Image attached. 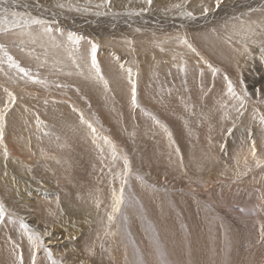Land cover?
<instances>
[{
  "label": "rangeland",
  "instance_id": "1",
  "mask_svg": "<svg viewBox=\"0 0 264 264\" xmlns=\"http://www.w3.org/2000/svg\"><path fill=\"white\" fill-rule=\"evenodd\" d=\"M181 2L185 4L183 9L172 7ZM16 5H43L63 13L64 9L76 10L68 4L64 9L55 8L59 3L51 5L47 0H25ZM203 6L214 10L202 16ZM145 11L155 14L151 18L157 23L150 25L159 29L142 32L140 29L150 25H142L140 29L134 25L132 19L137 13ZM182 11H191L193 16L181 15ZM97 12L103 14L98 15ZM72 14L82 24V21L90 24H83L87 25L85 29L77 26L81 30L67 27L68 24L63 25L62 22L53 24L50 21L48 24L53 32L57 28L65 30L64 37L54 33L60 39L57 40L59 47L65 51H62L61 59L57 52L43 44L32 45L22 37L25 32L40 31L39 27L19 28L8 35L0 33V42L7 44L10 54L42 81L33 83L27 77L22 78V74L8 67L6 62L0 65V98L6 96L4 89L17 97L5 129L7 135L4 144L7 145L9 158L4 156L3 145H0V199L5 201L10 195L7 183L2 178V162L5 159V162L13 164L20 162L27 171L26 175H17L23 186L29 187L35 183L48 193L39 197L48 203L45 202L36 211L31 208L29 218L38 214L42 218L40 220H49L61 211L78 219L79 223L83 219L84 223L80 225L84 231L83 239L78 247L83 251L84 237L88 234V251L98 260H103L104 264L109 263V252H115L116 257L121 259L130 255L121 260L126 264H185L188 256L195 259L193 264H207L203 256L207 245L200 239L189 238L180 247L176 246L172 236L158 240L145 235L142 229L151 230L148 229V222H145L146 216L148 218L151 214L156 216L157 229L166 222L162 229L168 233L170 221L180 224L179 213L184 214L187 209L189 213L193 211V221L198 223L203 221L207 224V219L232 223L224 221L222 214L215 209L236 218L223 202V199H228L231 187H235L232 182L247 175L264 178V172L259 170L264 163L257 165V160L264 162V124L259 119L264 114V103H259V99H264V55L259 50L264 45V0H221L218 8L214 0H153L150 6L145 0H131L120 9L111 2L110 8L97 9L91 15L81 12ZM170 21L176 24L170 25ZM230 21L240 27L243 24L247 32L243 37L231 39L234 51L242 49L245 43L250 49V54L241 55V59L237 57V52L234 59L232 51V61L222 50L217 47L208 49L209 43L207 47L205 44L207 33L215 35L216 39L225 37L224 30L229 28ZM249 25L251 31L248 30ZM132 26L139 30L127 32ZM153 29H158L160 33ZM69 32L83 37L78 46L68 44L65 37ZM177 36L187 37L201 56L219 68L220 72L213 77L207 65L186 45L179 43ZM89 41L99 45L97 60L104 80L108 81L107 88L99 77L89 71ZM225 43L231 48L230 42ZM161 48L164 50L161 51ZM67 49L72 55H68ZM0 58H3L2 54ZM76 64L81 67L78 69ZM121 64L125 68L131 67L133 79L137 80L138 108L130 104V84L127 73L120 69ZM200 68L204 69L203 76ZM225 74L238 82V92L246 88L251 94V100L240 110L242 115L236 111L239 108L238 100L221 95ZM177 79H180V87ZM165 83L168 87H164ZM256 89L260 90L259 98ZM74 108L78 111H74ZM80 112L96 128L95 135L86 124L80 122ZM37 114L43 121L39 127L36 124ZM183 114L195 120L185 121V125L182 122L185 127H181L179 122ZM202 115L208 118L209 123ZM204 126L207 129H201ZM105 137L110 143L105 141ZM253 141L257 149L255 159L250 154ZM64 143L66 150L63 151ZM156 146L159 148L156 149ZM189 146L192 148L190 152ZM21 148L22 151L29 150L23 153ZM193 151L194 155L203 157L195 156V160L190 161L189 156L193 155ZM236 151L242 157H237L240 154ZM125 157L130 163L126 176ZM199 160L203 161L197 163ZM218 171L219 174H215ZM214 174L218 177H213ZM261 185L263 187L258 190L264 192V179ZM122 187L124 201L114 212L113 190L119 195ZM30 205L34 207L38 204L34 201ZM229 205L241 211L240 205ZM260 206L264 210V203ZM16 207H13L15 211ZM109 215L113 216L111 222ZM134 225L138 227L139 234L134 233ZM180 230L179 227L178 231L182 233ZM156 233L159 232L155 231L154 235ZM13 241L21 244L25 264H28V241L26 237L21 238L18 223L7 221L0 224V252L10 258L11 264ZM152 243L156 246H152ZM252 253L261 255L254 247Z\"/></svg>",
  "mask_w": 264,
  "mask_h": 264
},
{
  "label": "bare ground",
  "instance_id": "2",
  "mask_svg": "<svg viewBox=\"0 0 264 264\" xmlns=\"http://www.w3.org/2000/svg\"><path fill=\"white\" fill-rule=\"evenodd\" d=\"M20 1H25V0H16V3L20 2ZM130 1L131 0H111V2H114L117 5V9L125 7ZM8 2H9V4H11L12 0H8ZM47 2L49 4H51V5L53 3H59V4L63 3L65 5L68 4V5H72L71 8H75L76 9L77 5L84 6L86 4L87 0H47ZM98 2H99V0H92L93 7H91V9L89 11H84L82 9V7H81L80 11L71 10V9H64L65 7L64 8L55 7V8H58V9H64L65 11L63 13V12H58L57 9H55V10L51 9V8L48 9L46 6H43V5H34L33 7L13 5L12 9L20 11L22 13H25L26 15H31V16L36 17L38 19H43L46 22L48 21V24H49L50 21H52L53 24L62 22L63 25H65V23L68 24L67 27H72L75 30H81L78 27H81V28L85 29L87 27V25H83V24H90V23L86 22V21H82L83 22V24H82L81 21L76 20L75 15H73V14L70 15L71 12L72 13L73 12H81V14H83V15H91V14H93V13H95L97 11V9L94 7V5L96 3H98ZM167 9H164V10H167ZM77 15H79V14H77ZM153 16L155 17L154 13H149V12L145 11L144 13H137L136 16L132 19V21H133L134 25L137 28L140 29L142 27V25L156 24L157 22L154 21V19L151 18ZM169 24L174 26L176 24V22L170 21ZM151 28H158V27H156L155 25H150V26L142 28L140 30L143 32L144 30L146 31V29H147V32H148V30L150 31ZM139 29H136L134 26H132L131 28H128L126 31L127 32H133L134 30H139ZM158 29L156 31H158ZM62 31L65 33V30H62ZM37 32H39V31L32 32V34L35 35ZM155 32H153L152 35H154ZM158 32L156 34H158ZM161 32H163V31H161ZM224 32H225V37L218 38V39H216L215 35L207 33V35H206L207 41L205 43L206 47H207V42H208L209 43L208 44L209 45L208 49H212L214 47H217L220 51L222 50V52L224 54H226L230 58V60H231L230 53H232V51H233L234 52L233 58L235 59L237 54H236V51H234V49L232 47L231 39L243 37L244 35H246L247 32H246V30L244 28H241L240 26L237 25V23H235L233 21H230L229 28L224 30ZM53 33L58 34L57 32H53ZM147 34L151 35V33H147ZM161 35H163V34H161ZM16 37L18 38L19 36L17 35ZM22 37H24L26 40H28L31 43L30 38H29V36L27 35L26 32H25V34L22 35ZM56 38H58V37H56ZM57 40L60 41L59 38ZM59 41H57V42L59 43ZM225 41H228V42L231 43V48L226 45ZM31 44L32 45H36V46H41V44H43V46H46L48 49L53 50V52L54 51L57 52L60 55L59 59H61V57H62V51H63L62 48L53 46L52 42L48 41L47 38H45L44 40H39V41H37L34 44L33 43H31ZM110 44L115 45L114 42H111ZM69 49H67V51ZM63 52H65V51H63ZM75 55H76V52H75ZM237 57L240 58L241 55L240 56L238 55ZM71 58H72V56H71ZM66 61L71 63V61H69V60H66ZM62 63H64V62H62ZM177 80H178L177 85H179L180 84V79H177ZM165 84L166 85L164 87L167 86V83H165ZM179 87H180V85H179ZM187 116H189V115H187ZM187 116H185L183 114V119L180 120V122H179V125H181V127L183 126L182 122H185V121H188V120H191V121L195 120V119H193V117L191 118V117H187ZM202 117H204V119L207 118V117L205 118V115L204 116L202 115ZM187 118H190V119H187ZM205 121H203L204 125H207V124H205ZM207 122H208V118H207ZM185 124H186V122L184 123V125ZM183 127H185V126H183ZM202 128L203 129H207V126L206 127L205 126L201 127V129ZM184 129H187V128H184ZM5 135H7V134H5ZM63 135H65V133ZM57 143L59 144V142H57ZM184 143H186V142H184ZM12 144H13V142H12ZM61 144H62V141H61ZM61 144H60V146L63 145V144L62 145ZM156 144H154V145H156ZM188 144H190V143H188ZM13 145H14V147L16 146V144H13ZM162 145H164V144H162ZM182 145H183V143H182ZM195 145H196V142H195ZM190 146L191 147L193 146V142L191 143ZM191 147L189 148V152H190V149H192ZM58 148H61V149L65 148V143H64L63 148L62 147H58ZM155 148L158 149L159 147L156 146ZM27 150H29V149H27ZM27 150L23 149L24 152L27 151ZM64 150H66V148L63 149V151ZM195 150H197V149H195ZM20 151H22V148H21ZM13 152H14V155H15V151H13ZM22 152H19V153H22ZM238 152L239 151H236V153H238ZM191 153L193 154L194 151L191 152ZM18 154H17V156H19ZM25 154H23V155H25ZM238 154H240V155H238L237 157H240V156L242 157L241 153H238ZM9 155H11V153H9ZM187 155H190V154H187ZM25 156H27V154ZM192 156H194V157H192ZM195 156L198 157V158L203 157V156H197V154L196 155L193 154V155L189 156L190 157L189 160L190 161H194L195 160ZM14 159H17V158L15 157ZM5 160L1 164V166H2L1 167V172L3 174L2 178H4V180L6 181L7 188L10 190L9 191L10 195H8L9 198L7 200H5V203L7 205L10 204L11 206H10V208L9 207L8 208L13 210V211H15V209L13 207H16V205H17L18 209L16 207V211L15 212H17L18 215H20V216H21V214H23L24 216L23 215L22 216L25 218L26 222H28L32 227L37 228L38 230L42 231L43 230L42 226L43 225H47L50 229H54L55 230V238L52 239L51 241L47 242L49 244V246L52 247L54 258L55 259H61V257L63 256L64 257V264H81V262H83V264H104L103 260H98L96 255H94V254H92V253H90L88 251V249H87V246H88L87 238L89 236L88 234L84 237V241H83L84 249H83V251H81L80 247H78V244L83 239L82 234L84 233V231L82 230V228H80V225L82 226V224L84 223L83 219H82V223H79L78 219H76V218H74L72 216H69L68 214H66L64 212H61V211L59 213H57V215H55L54 217H52L49 220H44V219H43L44 221L40 220L39 218H41V217L38 214L33 215L31 218H29L30 215H28V214L29 213L31 214V208H33L32 211H36L41 206L45 205V202H47V200H43V199H41L39 197L43 196V195L45 196L48 193H45L44 191H42V189L39 188V185L35 184V183L33 185L31 184L29 187H24L23 184L18 180V176H17L18 174L26 175L27 171H26L25 168H23L24 164L20 163V162H18L17 164H13L10 161L5 162ZM25 160L26 159H24L23 161H25ZM14 161H16V160H14ZM202 161L203 160H199V161H197V163L198 162H202ZM238 161H239V159H238ZM27 162H28V160H27ZM211 163L214 166V161H212ZM65 169H66V167H65ZM184 170L186 171V169H184ZM259 170H262L264 172V166H261V168ZM62 172H63V170H62ZM178 172H179V170H178ZM215 174L218 175L219 171L215 172ZM245 175H247V174H245ZM213 177H216V175L213 176ZM220 178H222V177H220ZM0 179H1V177H0ZM263 179L264 178H262V177L261 178H254L253 177L252 178L250 175H247V176H244L241 179L239 177L236 181L232 182V184L235 185V187L234 186L231 187V191H229V193L227 194L228 199L226 201L223 199V202L226 203L227 209L230 212L235 214L236 218L231 216V215H229L228 213H223L222 211H219L215 207L216 211L222 214V216H223L222 219L224 221L228 220V221H231L232 223L222 222L221 220L218 221V222H214V220H209V219H207V224L205 222L203 223V221L198 223L196 221H193V214L191 213L193 211L191 210V212L189 213V212H187V210H188L187 209V210H184V214H182L183 212L181 213V215L179 213V219L178 220H179L180 224H177V221H176V224H175L174 221H170V229H169L168 233L164 232L163 229H162V227L165 225L166 222L162 225V227L157 229L158 223H157V220L155 219L156 216L154 215L155 216L154 217L151 214L148 215V218L146 216V219H145V222L146 223L148 222L150 224V226H151L150 227L148 225V223H147V226L149 227L148 229L151 228V230H148V231L144 230V229H142V230H143L145 235L149 236L150 238L154 237L155 239H158V240H161L162 238L167 239V238L172 236V238L176 241V244H177L176 246H180V247L183 246V244L186 243V241L189 238L200 239L201 241H203V244L207 245V251L203 255L205 257V259H206V263L207 264L208 263L212 264L211 261H213L215 264H264V248H262V247H264V243H257V240L259 239L258 228H256V229L253 228L254 224L264 223V210L260 206V205H262L264 203V192H259V190H258L260 187H263V185H261V181ZM90 181H92V180H90ZM204 183H205V185L207 184L206 182H204ZM262 184H263V182H262ZM34 201H36L38 205H34V207H33V205H30V204L34 203ZM154 202H156V201H154ZM138 203H140V202H138ZM230 203L231 204L234 203V204L240 205L241 211H237V210L233 209L231 207V205H229ZM156 204H158V203H156ZM141 207H142V205H141ZM173 209H175V208H173ZM184 209H186V208H184ZM146 210H148V209H146ZM180 211H182V210H180ZM160 215H161V213H160ZM85 217H87V216H85ZM186 217H188V219H186ZM84 220H86V219H84ZM139 225L141 226V224H139ZM178 226L181 228L180 231H182V233H179V231H178L179 227ZM141 228L142 227H140V229ZM145 228H147V227H145ZM137 230H138V227H136L134 225L133 231H134L135 234H139L137 232ZM155 231H157L159 233H156V235H154ZM255 231H256V233H255ZM254 234H258V235L255 236ZM68 237H76V239H68ZM152 244H151L152 246H154V245L156 246L155 243H152ZM251 246L256 248V251L258 253H260L261 255L253 254ZM81 248H83V247H81ZM131 252H132V250H131ZM134 252H136V251H134ZM138 252L140 254L142 251H138ZM143 253L144 252H142V254ZM40 255L44 256L45 253L43 251H41ZM107 256H109V263L108 264H117V262H118V264H126L124 261L121 262V260H125L126 258L130 257V255L127 254L128 257H126L124 259L122 257V259H121V258L116 257L115 252H109V253H107ZM237 259H238V262L236 263ZM194 262H195V259L193 257H191V256H188L185 259V264H193ZM0 264H11L10 258L7 257L6 255L2 254L1 252H0ZM48 264H50V262H48Z\"/></svg>",
  "mask_w": 264,
  "mask_h": 264
},
{
  "label": "snow or ice",
  "instance_id": "3",
  "mask_svg": "<svg viewBox=\"0 0 264 264\" xmlns=\"http://www.w3.org/2000/svg\"><path fill=\"white\" fill-rule=\"evenodd\" d=\"M147 5H151L153 3V0H145ZM215 7H219L221 0H214ZM13 5H16V0H12V3L9 4L8 0H0V33H3L5 35L8 34H14L16 29L24 28V27H30V26H37L41 29V31L37 32L35 35H33L31 32H28L27 35L30 38L31 43H36L39 40H44L47 38L48 41H51L53 46L59 47L60 44L57 42L56 35L53 33V28L48 26V23L43 19H38L36 17H33L31 15H26L25 13H22L17 10H11L13 8ZM69 7H72V5H68ZM60 8H64L65 4L61 3L58 5ZM81 7L84 11H89L91 7H93L92 0H87L86 4L84 6L77 5L76 10L80 11ZM96 9H107L111 7V0H99L98 3L94 5ZM175 9H183L185 7V4L183 2L176 3L172 5ZM145 9H142V11ZM214 9L212 7L203 6L201 15L206 16L209 12L213 11ZM98 15L103 14L101 12H97ZM181 15L193 16V12L191 11H182ZM255 23V22H252ZM244 25L241 24V28H243ZM248 30L251 31V26L249 25ZM55 32L59 33L61 37H64V32L57 28L55 29ZM83 39L81 36H77L75 33L69 32L67 34L66 40L68 44L78 46L80 44V41ZM179 43L186 45V47L192 52L195 53L196 56L199 58L200 61H203L205 65H207V68L211 71L213 77L216 76L218 72H220L219 68H216L210 63L208 60H206L201 54L197 51L196 47L193 46L192 43L189 42L187 37L181 38L179 36L176 37ZM23 43V41H21ZM90 47V66L89 71L91 73H94L97 77H99L100 80L103 81L105 88L108 87V81L104 80L100 64L97 60V51L99 48V45L89 41L88 42ZM131 43V41H129ZM255 43V41H253ZM164 49L161 48V51ZM261 54L264 55V45L261 46L259 49ZM236 52L239 55H248L250 54V49L248 44H244L242 49H236ZM0 54H2L3 58H0V65H3L5 62L7 63L8 67L16 69L20 74H22L23 77H27L30 79L33 83H42L39 79L34 77L31 73V70L27 67H22L21 64L10 54L8 46L4 42H0ZM69 55H71V51H69ZM117 60H119V57H116ZM73 63H75V59L73 60ZM76 67L79 69L81 67L80 64H76ZM120 69L122 71H125L127 73V80L130 84V104L133 108L139 107V101H138V91H137V80L133 79V70L131 67L125 68L123 64L120 65ZM201 76L204 74V69H199ZM138 75V73H137ZM224 80V88L221 93L222 96H226L229 98H235L239 101V108L236 109L237 112H240L241 109L245 107V104L251 100V94L247 91L246 88H241L240 91H237L238 88V82H234L227 74L223 77ZM65 85H58V87H64ZM215 85L213 84V87ZM4 92L6 94L5 98H0V145H3L4 150V156H8V148L7 145L4 144L5 141V129L7 126V117L9 116L11 110L13 109V106L16 104L17 97L13 92H10L8 89H4ZM256 95L259 98L260 97V90L256 89ZM47 104V101H45ZM259 103H264V99H259ZM74 111H78L77 109H73ZM242 115L243 113L240 112ZM80 116V122L82 124H86L88 129H90L91 133L95 135L96 128L93 126V124L84 119V115L82 112L79 113ZM253 118L255 119V112L253 113ZM260 123L264 124V114L260 115L259 117ZM43 121L40 120L39 115H36V124L37 127H39ZM105 141H108V138L105 137ZM115 147V146H113ZM178 151V149H177ZM256 144L253 141L250 147V154L253 157V159L256 158ZM264 163L262 161L257 160V165ZM124 165H125V176L127 175V172L130 170V163L128 159L125 157L124 159ZM113 201H114V207L113 211H118L119 206L124 201V190L123 187L120 189L119 195L116 194L115 190H113ZM113 219L112 215L108 216L109 222H111ZM7 221H11L13 224L18 223V230L20 232L21 238H25L28 241V264H64V257L62 256L61 259H55L53 255L52 247L49 246L47 243L48 241H51L55 238V230L50 229L47 225H43V230H38L37 228L32 227L28 222H26L25 218L23 216L18 215L17 212L10 210L5 201L3 199H0V224H4ZM253 228H258L259 232V239L257 240V243H264V223H258L254 224ZM9 239H11L9 237ZM68 239H76V237H68ZM13 261L12 264H25V257H24V251L20 243H17L16 241H13ZM43 251L45 253L44 256H41L40 253ZM83 264V262H81Z\"/></svg>",
  "mask_w": 264,
  "mask_h": 264
}]
</instances>
